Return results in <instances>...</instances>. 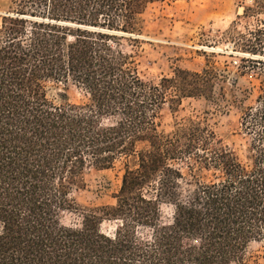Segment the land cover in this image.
Returning a JSON list of instances; mask_svg holds the SVG:
<instances>
[{"label":"trees","instance_id":"1","mask_svg":"<svg viewBox=\"0 0 264 264\" xmlns=\"http://www.w3.org/2000/svg\"><path fill=\"white\" fill-rule=\"evenodd\" d=\"M165 0H8L0 23V264H258L264 241V0L241 4L233 27L244 73L245 159L192 117L160 130L165 104L207 96L216 71L176 68L146 81L136 55L145 14ZM237 24L238 22H234ZM73 84L87 97H52ZM143 144L142 148L139 145ZM126 164L114 204L73 193L91 170ZM171 207L164 219L163 207ZM78 213L79 224L64 222ZM105 223H112L105 229Z\"/></svg>","mask_w":264,"mask_h":264},{"label":"rangeland","instance_id":"2","mask_svg":"<svg viewBox=\"0 0 264 264\" xmlns=\"http://www.w3.org/2000/svg\"><path fill=\"white\" fill-rule=\"evenodd\" d=\"M251 0H165L154 5L145 14V28L136 35V42L124 40V48L136 55V68L146 81L158 82L162 77L173 76L176 68L203 72L216 71L219 80L213 79V88L207 96L184 98L177 111L165 104L159 119L160 130L168 133L187 118L201 119L245 159L247 143L240 131L241 107L234 103L235 95L244 96L245 103L252 101L253 87L257 85L250 73L242 69L248 53L235 50L233 27L246 31L252 20L238 19L243 13L241 4ZM8 8V0H0L1 16ZM234 22H238L235 24ZM57 92H66L75 103L87 101L86 95L75 85L60 84L52 87L51 95L58 100ZM144 145L140 144L139 148ZM133 159L119 158L110 169L91 170L87 187L75 191L73 196L84 206L114 204L126 164ZM171 207H163L164 219L171 217ZM78 213L66 212L64 222L79 224ZM105 223L104 228H112ZM249 256L264 264V241L249 248Z\"/></svg>","mask_w":264,"mask_h":264}]
</instances>
